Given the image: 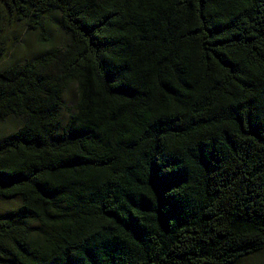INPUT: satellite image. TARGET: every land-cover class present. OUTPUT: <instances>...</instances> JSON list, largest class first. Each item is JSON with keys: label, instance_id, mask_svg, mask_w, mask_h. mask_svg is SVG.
Listing matches in <instances>:
<instances>
[{"label": "trees", "instance_id": "obj_1", "mask_svg": "<svg viewBox=\"0 0 264 264\" xmlns=\"http://www.w3.org/2000/svg\"><path fill=\"white\" fill-rule=\"evenodd\" d=\"M51 15L66 40L2 67L4 22ZM8 121L0 264L264 252V0H0Z\"/></svg>", "mask_w": 264, "mask_h": 264}, {"label": "rangeland", "instance_id": "obj_2", "mask_svg": "<svg viewBox=\"0 0 264 264\" xmlns=\"http://www.w3.org/2000/svg\"><path fill=\"white\" fill-rule=\"evenodd\" d=\"M57 17L51 15L47 20V35L45 42L40 41L38 33H34L27 29L26 25L21 22L6 21L3 26V37L5 38V45L7 44V53L2 60V67L11 64L23 63L41 53H44L53 46L60 45L66 39L62 32L59 30ZM76 88L72 84L66 90L63 101L66 107H72L75 102ZM14 121H8L5 124H0V137L7 135L15 126ZM18 199L11 201H0V213L16 207ZM238 264H264V252L257 255L248 257Z\"/></svg>", "mask_w": 264, "mask_h": 264}]
</instances>
